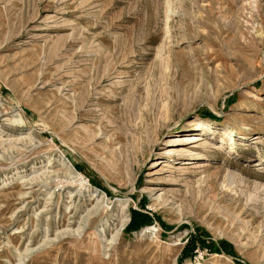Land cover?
I'll return each mask as SVG.
<instances>
[{
    "label": "rangeland",
    "instance_id": "rangeland-1",
    "mask_svg": "<svg viewBox=\"0 0 264 264\" xmlns=\"http://www.w3.org/2000/svg\"><path fill=\"white\" fill-rule=\"evenodd\" d=\"M0 264H264V0H0Z\"/></svg>",
    "mask_w": 264,
    "mask_h": 264
},
{
    "label": "bare ground",
    "instance_id": "bare-ground-1",
    "mask_svg": "<svg viewBox=\"0 0 264 264\" xmlns=\"http://www.w3.org/2000/svg\"><path fill=\"white\" fill-rule=\"evenodd\" d=\"M181 141H184V143H187V144H195V143H197L199 141H202V140L199 137H197L196 135H194V136L192 135L190 137H185V139H182V140L178 139L175 142H181ZM194 148H198V147L194 146ZM169 154H173V153H169ZM196 164L197 165H193V163L191 161L183 162V165L188 166L186 169L194 170V171L201 170V169H203V168H205L207 166L206 163H204V162H198ZM90 216H91V214H88V217H90ZM118 234H119V232L116 234V236H118Z\"/></svg>",
    "mask_w": 264,
    "mask_h": 264
},
{
    "label": "trees",
    "instance_id": "trees-1",
    "mask_svg": "<svg viewBox=\"0 0 264 264\" xmlns=\"http://www.w3.org/2000/svg\"><path fill=\"white\" fill-rule=\"evenodd\" d=\"M138 223H142L139 219H135L133 218L131 220L130 225L127 227V229L125 230L126 232L132 231V230H138V228H140V225ZM212 248L210 249L211 252L213 253H221V252H225L226 254H229L228 250L226 249V245L223 243H220L219 246H211Z\"/></svg>",
    "mask_w": 264,
    "mask_h": 264
}]
</instances>
